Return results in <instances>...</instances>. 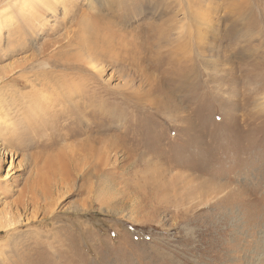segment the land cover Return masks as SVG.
<instances>
[{
    "label": "rangeland",
    "instance_id": "1",
    "mask_svg": "<svg viewBox=\"0 0 264 264\" xmlns=\"http://www.w3.org/2000/svg\"><path fill=\"white\" fill-rule=\"evenodd\" d=\"M72 1L77 18L107 15V0ZM158 1L156 21L142 16L137 52L96 62L93 80L82 70L83 88L101 93L88 103L74 95L72 109L59 104L51 116L48 102L67 92L37 77L83 74L55 66L77 53L65 45L75 29L70 1L33 31L15 8L3 13L0 264H264V0ZM165 7L200 36H189L185 64L166 51L179 42L145 36L149 25L165 28ZM183 70L185 85L172 84ZM61 111H73L74 123ZM90 136L107 149L74 161ZM57 155L63 171L43 179Z\"/></svg>",
    "mask_w": 264,
    "mask_h": 264
},
{
    "label": "bare ground",
    "instance_id": "2",
    "mask_svg": "<svg viewBox=\"0 0 264 264\" xmlns=\"http://www.w3.org/2000/svg\"><path fill=\"white\" fill-rule=\"evenodd\" d=\"M65 1H70V3L66 4L67 6H64L65 3H67ZM71 1L72 0H6L4 2H0V32L4 26V25H2V23H3L2 21L4 19L3 13L6 12L7 10H9L10 8H13V10H14V8L16 9L14 11H16L15 13L18 14L19 19L20 18L22 19V21H20V22L23 24V27L24 28L29 27V28H31L30 31H33V29L38 25L37 19L39 18V16L44 15L46 13L51 14V13H54L58 10H61L62 6H64V8H66L64 10L65 13L68 12L70 15L74 16V10H73L74 9V1H72V2ZM178 6H179V11H182L185 18H187V14H188L187 7L182 3V1H181V4H179ZM99 7L100 6H98V8ZM104 8L107 11V15H97V14L95 15L92 13L91 14L86 13V15L84 14L85 16H80V14H79L78 16H80V17L77 18L74 16V18H71V20L74 19L73 20L74 25H75L74 26L75 27L74 34L73 35L71 34V36H73V37L70 38L68 41L66 40L67 43L66 44L64 43V44L67 47H71L74 43V49L76 50L77 53L75 54L74 58H72V59L69 58V60H67L65 62L58 63V65H55L57 67L62 66L65 68H67V66H68V68H71V67L80 68L81 70L76 71V72L79 75H81L79 72H82L83 73L82 75H84L85 77H82V75H81L80 77L77 78L78 79L77 82H74V73H68L66 71L64 74H60V73L58 74L56 71H54V69H53V71L52 70L43 71L42 74L40 76H38L39 78L37 77L36 80H37V82L39 81L40 85L49 88L50 85L52 86L56 83H59L60 85H62L60 88L66 90L67 94H69V95H67V94L64 95V93H63V96L66 99V101L56 100L57 102H54V100H53V102H48L49 103V105H48L49 111L46 110L47 111L46 115H49V116L55 115L56 110H57L56 107L59 104H63V103L64 104L69 103L67 105H69V107H71V109H72V107L74 106V99H75L74 95L78 96L80 100L85 99L86 103H88L90 100L94 99V95H96L97 93H101L100 92L101 89H97V88L91 89L90 88L91 90H86L87 88L86 89L83 88V85L86 82H88V80H87V74L84 73L82 70L86 71L89 74V77H91V76L95 77V76L99 75L97 73L99 65L97 66L96 62L97 63L98 62H101V63L105 62L107 64L109 61H111L110 58L112 59L113 55H115V56L121 55L122 52H125V54H126L128 51L131 53L137 52V50L139 48L138 49H135V48L137 47L136 45L138 44V41L141 37L140 29L142 28V24H143L142 23V16L149 13V14H151L150 20L154 21V19H155V21H156V18L158 15V10H160V9H158V8H160V5L159 6L157 5L156 0H107L105 2ZM78 10H79V8H78ZM162 10L164 11L163 13L165 14V16L162 17V19H161L162 22L159 26L165 25V28H163L161 30V32L159 31L160 33H156V32L154 33L153 29H154V27H157V26H155L153 24L154 27L152 28V26L149 25L148 29L146 30V31H148V35H145V36L149 40H151V39L152 40L155 39V41L157 40L158 45H159V41H163V42H166L167 44H171V45H172L171 41L172 42L176 41L175 43L179 42V44H180L179 48H175L176 46L173 48H166V47L165 48L167 49L166 50L167 54L171 55L172 53L173 54L175 53V54L179 55L182 59L183 64H185V62L187 61V57H188V47H186V43L189 39V36L195 38L196 42H198L200 36L198 33L194 36L192 33L187 34V32H185V29H184V23L180 22L179 20L176 19V17H177L176 13L173 12L172 9H170V7H165ZM100 11H102V10L100 9ZM76 12H78V11H76ZM250 14H252V13H250ZM194 20H195L194 24H198L196 22V20L198 21V19H196V17H194ZM15 21H17V20H15ZM68 21H70V20H68ZM154 31H156V30H154ZM187 31L189 32V30H187ZM51 33H52V31H51ZM19 34H21V33H19ZM53 35H54V33H53ZM52 37H54V36H52ZM49 38H51V37H49ZM151 42H153V41H151ZM163 42L161 45H165V44H163ZM50 43H51V41H50ZM60 43H61V41H60ZM134 44H136V45H134ZM132 47H134V49ZM168 47H170V46H168ZM75 50H74V52H75ZM42 55H44V54H42ZM52 58H53V55H52ZM55 61H57V60H55ZM41 63H40L41 66H45V67L48 66V64L47 63L45 64L44 61L42 64ZM183 66L185 67V65H183ZM37 67L38 66H36V68ZM40 70H42V69H40ZM73 70H75V69L73 68ZM100 72H102V70H100ZM179 74H180V77L176 81H174L175 79L172 80V78H171L172 84H182L183 85L185 83V80L187 79L186 76L188 73L185 70H183ZM92 77L90 78V80L92 79ZM37 82L36 83L34 82V83L37 84ZM94 85H95V83H94ZM44 87H43V90H44ZM41 89H42V87H41ZM57 90L59 91V89H57ZM58 91L56 92V94L58 93ZM59 97H60V95H59ZM61 112H63V113H60L59 116L61 119H63V122L65 125H70V124L74 123V116L72 113L73 111L72 112L71 111H61ZM67 112H68V114H66ZM56 116H58V115H56ZM69 135H70V137L74 136V129H71L69 131ZM80 135H81V133H80ZM92 141L94 143H92ZM104 141L105 140L102 139L101 137L95 138L93 136L92 137L90 136L89 138H86L83 142H81L80 148H77V149L74 148V161L78 157V160L83 159V164H85L87 162V160H88L87 163H90L91 159H93L94 157L95 158L98 157V154L101 152L102 149H107V147H104V144H103ZM89 142H91V143H89ZM77 150H79V151H77ZM62 160H63L62 155H57V157L54 156L53 158L51 157L48 164H46L48 167L47 173H49V175L47 173H45L42 176V178L49 180V179H51L52 176H56L58 173L62 172L64 169L63 168L64 162ZM61 162H62V164H60ZM77 163H78V161H77ZM75 169L79 170L78 168H75ZM66 170H67V168H66ZM86 171H88V170H86ZM75 175H76V172H74V176ZM86 175H87V172H84V177Z\"/></svg>",
    "mask_w": 264,
    "mask_h": 264
}]
</instances>
